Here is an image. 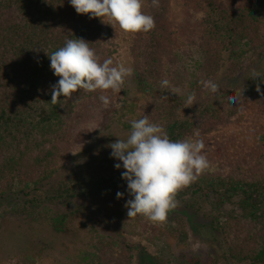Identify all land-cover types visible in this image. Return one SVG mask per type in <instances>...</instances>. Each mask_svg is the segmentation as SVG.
Instances as JSON below:
<instances>
[{
    "label": "trees",
    "instance_id": "trees-1",
    "mask_svg": "<svg viewBox=\"0 0 264 264\" xmlns=\"http://www.w3.org/2000/svg\"><path fill=\"white\" fill-rule=\"evenodd\" d=\"M180 1L182 7L202 14L199 42L184 43L178 37L177 45L167 42L166 38L176 33L168 27V0H158L156 5L152 0H142L141 10L153 17L155 26L148 32H128L137 37L132 42L136 52L132 49L131 55L136 65L133 81L142 98L138 119L147 115L172 140L197 132L211 134L231 125L234 118L241 116L238 103L245 96L253 98V108L264 102V87L259 91L249 89L252 82L264 79V0ZM111 34L114 36V30L108 17L90 19L88 14H77L68 0H0V198L15 202V217L46 226L56 234L70 231L72 220L81 213L77 201L82 198L91 200L94 213L107 210L115 229H119L118 221L127 213L125 204L130 195L121 178L124 169L114 168L119 161L69 150L67 125L73 133L72 147L78 146L85 131L94 125V118L89 122L77 120L83 90L52 104L51 86L59 77L50 69L46 55L68 39L82 38L103 62L109 59L106 50ZM248 64L252 73L242 88L248 89L243 91L247 94L239 95L229 105L202 103L187 115L188 99L166 95L172 86L195 99L196 93L206 87L205 82L223 68L227 67L226 77L235 78ZM164 80L168 81L166 87L161 86ZM107 91L111 100L100 112L96 126L105 130L116 123L129 130L131 121L137 118L129 115L131 111L126 106L117 109L119 100L125 101V80L119 91ZM94 92L89 93L95 95L93 99L102 94L100 90ZM230 96L238 97L236 93ZM258 111L263 114L257 118L263 130L264 108ZM261 143L256 167L227 176L202 171L175 194L176 202L188 196L187 204L180 209L176 204L167 213L187 214L186 225L190 227L199 222L198 215H205V222L193 226V232L203 236L205 230L211 238L203 237L211 245L217 236L221 237L226 248L220 264H264V134ZM66 167L72 169V174L52 182L53 176ZM117 192L124 193L123 197L117 199ZM107 200L112 201L108 209ZM97 237L99 241L91 246V264H132L136 255L141 264L146 260L158 264L121 235ZM212 247L217 252L216 245ZM218 261L214 255L184 259L182 264H219Z\"/></svg>",
    "mask_w": 264,
    "mask_h": 264
},
{
    "label": "rangeland",
    "instance_id": "rangeland-1",
    "mask_svg": "<svg viewBox=\"0 0 264 264\" xmlns=\"http://www.w3.org/2000/svg\"><path fill=\"white\" fill-rule=\"evenodd\" d=\"M180 2V0H168L167 11L168 16H170L168 27L174 29L176 33L174 37H167L166 40L174 45H177L176 37L184 43L187 41L199 42L202 39L203 31L198 28V22L202 14L200 12L195 13L184 5L182 7ZM108 21L113 27L114 36L110 35V46L107 48L106 54L113 60L114 65L125 64L131 67L134 73L136 65L131 50H134L132 42H135L137 37L122 31L119 25L110 18H108ZM248 62H251V60ZM188 64L191 65L190 62ZM250 65L248 64L245 70L235 78L226 77L225 69L227 67L223 68L219 74L209 81L215 83L217 89L223 90L211 92L207 86L200 90L196 93L192 104H188L187 115L191 114L194 107L199 104L210 103L216 106L222 103L223 105H229L233 103L228 100L231 93L238 95V97L235 96L236 100L240 98L239 95H245L246 92L243 91H248V89L242 88L246 87L247 81L245 79L252 73ZM133 79V74L125 78V101L122 102L120 99L121 103L117 104V109L120 111V106H126L131 111L129 115H133V119H138V107L142 102V98ZM250 86L249 89H262L264 79H259L257 83L252 82ZM222 91L224 95L221 93ZM82 93L84 95L79 101V106L82 105V109L78 107L80 119L77 118V120L89 122L94 118V125H90V131H85L83 142L72 147L70 138H73V133L70 124H68L69 131L67 130L65 135L68 138L69 150L74 154L83 156H104L112 162H116L117 160L110 157L111 149L107 145L115 142L118 138L125 139L130 129H124L116 123L110 124L105 130L100 129L96 124L99 122L100 112L106 106L99 100V96L93 99L95 97L93 95L94 91L93 94H89L92 92L85 90ZM109 94V91H103L101 95L109 96ZM166 95L188 99L185 90L172 86L166 90ZM252 99L249 96H245L242 100L239 99L241 116L234 118L231 125L211 134L199 132V138L204 142V152L209 162L208 167L203 171L227 176L239 173L243 168L250 170L256 167L255 159L262 147L261 136L264 134V129L259 128V120L257 119L259 115L263 114L258 109L264 108V102L253 108L251 106ZM92 122L90 123L92 124ZM86 126L88 127V125ZM70 174H72V169L66 167L53 176L51 181L63 180ZM131 198L129 196L127 200ZM188 198V196H185L178 200L176 202L177 207L179 209L184 207L188 202ZM111 202L107 200L105 204L107 209L108 204L111 206ZM77 204L78 207L80 206L81 213L72 220L70 231L61 235L53 233L46 226L26 223L24 220L15 217L13 215L15 202L6 197L0 198V264H91V246L99 241L97 236L109 235L115 237L116 234L121 235L128 243L139 246L144 255L149 256V259L158 264H182L184 259L194 257L205 259L214 255L215 259L220 260L218 261L219 264L222 263L226 247L221 237L217 236L212 242V245H216V252L211 242L209 244L205 239L206 237L211 238L205 230H203L205 232L203 234L206 237L193 232V226L205 222V215H198L196 218L199 219V222L190 227L186 225L188 221L187 214L175 213L171 216L167 215L163 222H153L142 215L128 217L126 213L121 221H118L119 229H115V222L109 217L111 214L103 209L98 213H94L89 198H82L77 201ZM116 207L112 208L115 209ZM102 212L106 214L102 215ZM199 214L204 213L200 212ZM109 240L111 241V239ZM132 264H141L137 255L132 260ZM145 264H149V261L146 260Z\"/></svg>",
    "mask_w": 264,
    "mask_h": 264
},
{
    "label": "clouds",
    "instance_id": "clouds-1",
    "mask_svg": "<svg viewBox=\"0 0 264 264\" xmlns=\"http://www.w3.org/2000/svg\"><path fill=\"white\" fill-rule=\"evenodd\" d=\"M68 3L77 14H88L90 19L110 18L124 32H148L155 26L153 17L141 10L142 0H68ZM152 3L156 5L158 0ZM89 44L82 38L68 39L62 47L46 54L50 69L59 77L51 86L52 104L81 90L119 91L125 78L133 74L131 67L122 63L113 65L110 58L100 62ZM205 83L211 92L217 90L215 83ZM167 85V80L161 82L162 87ZM193 99L188 97L189 105ZM99 100L104 106L109 103L106 95H100ZM228 100L236 101V98L229 96ZM107 147L111 149L110 157L119 161L114 168L124 169L121 178L132 197L125 204L127 216L142 215L153 222L166 219L167 213L176 207V192L192 183L209 164L198 132L172 140L147 115L131 121L127 137L118 138ZM123 195L116 193L117 199Z\"/></svg>",
    "mask_w": 264,
    "mask_h": 264
}]
</instances>
